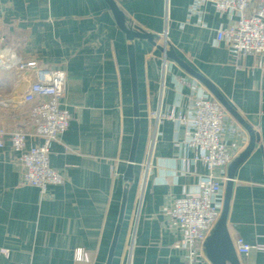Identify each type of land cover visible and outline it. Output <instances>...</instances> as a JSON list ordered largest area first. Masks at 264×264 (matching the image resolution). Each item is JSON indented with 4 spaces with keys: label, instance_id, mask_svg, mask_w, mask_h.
<instances>
[{
    "label": "crops",
    "instance_id": "1",
    "mask_svg": "<svg viewBox=\"0 0 264 264\" xmlns=\"http://www.w3.org/2000/svg\"><path fill=\"white\" fill-rule=\"evenodd\" d=\"M115 1L126 23L152 33L153 42L131 41L106 0H0V55L65 70L62 105L71 113L69 127L50 146L62 184L42 191L25 182L9 137L0 146V264H108L114 241L109 264H188L189 249L179 244L183 229L164 207L197 192L208 170L193 161L187 126L160 115L187 113L196 95H215L160 45L212 81L256 133L235 171L227 227L240 264H264L262 57L236 54L217 40L230 19L211 1ZM131 43L140 120L133 161ZM30 81L0 66V127L28 124L22 95ZM224 127L235 159L250 131L228 109ZM27 143L42 139L29 136ZM229 165L215 169L225 189ZM237 237L253 245L248 253L237 251ZM191 264H214L205 245Z\"/></svg>",
    "mask_w": 264,
    "mask_h": 264
},
{
    "label": "built area",
    "instance_id": "2",
    "mask_svg": "<svg viewBox=\"0 0 264 264\" xmlns=\"http://www.w3.org/2000/svg\"><path fill=\"white\" fill-rule=\"evenodd\" d=\"M202 1H211L219 13L229 16L230 22L218 28L217 40L227 42L236 54L262 57L264 66V0ZM0 66L31 77L22 95L29 122L12 129L0 127V146L9 137L13 149L19 153L25 182L42 191L49 185L64 183V175L50 165L49 155L52 141L66 131L71 121L69 109L62 105L66 93L65 70L11 52L0 55ZM160 118L177 120L187 126L186 140L196 150L193 161H201L208 170L207 175L200 177L197 192L178 197L171 206L164 207L183 229L179 244L189 249L188 264H191L195 252L202 250L213 232L224 205L225 187L215 175V169H225L233 160L223 141L226 109L216 97L203 93L194 97L187 113L171 110ZM29 136L42 139V143L28 146ZM235 245L239 253H248L253 247L243 237H237ZM76 257H85L82 248L77 249Z\"/></svg>",
    "mask_w": 264,
    "mask_h": 264
},
{
    "label": "water",
    "instance_id": "3",
    "mask_svg": "<svg viewBox=\"0 0 264 264\" xmlns=\"http://www.w3.org/2000/svg\"><path fill=\"white\" fill-rule=\"evenodd\" d=\"M111 7L116 20L121 27L127 34V37L133 41L134 38H145L149 41L153 42V34L144 31L140 27L131 26L126 23L125 16L123 11L119 8L115 0H106ZM160 49L166 51L167 55L171 58L175 59L180 65L186 68L188 71L196 75L208 88L209 90L215 95V97L223 104V106L228 109L232 114H234L241 123L250 131L251 134V141L248 147L235 159L232 160L231 164L229 165L228 169V180L225 189V200L224 205L221 213V217L216 224L213 232L208 237L205 242V249L207 252L208 257L214 264H240L238 259L235 247L233 245L232 239L228 232L227 227V216H228V208L229 202L232 192V185H233V178L235 175V171L240 163L248 156L250 151L255 146L256 141V133L252 129V127L242 118V116L238 113V111L227 101V99L223 96L220 90L216 87L212 81L206 78L201 73L195 71L192 67H190L187 63L184 62L176 53L175 50H167L163 46H159ZM129 54H130V64H131V72H132V82H133V93H134V106H135V131H134V139L132 145V153H131V160H134L135 151L138 143V137L140 132V120H139V103H138V91H137V77H136V63H135V49L134 44L131 43L129 45ZM115 241L112 244L111 254L113 252ZM109 258V261H110ZM108 261V264H109Z\"/></svg>",
    "mask_w": 264,
    "mask_h": 264
}]
</instances>
